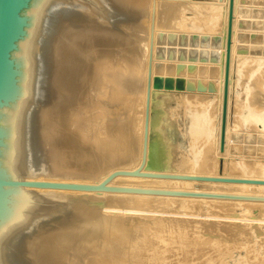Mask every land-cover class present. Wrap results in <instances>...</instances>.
Here are the masks:
<instances>
[{
	"label": "bare ground",
	"instance_id": "obj_1",
	"mask_svg": "<svg viewBox=\"0 0 264 264\" xmlns=\"http://www.w3.org/2000/svg\"><path fill=\"white\" fill-rule=\"evenodd\" d=\"M244 3L247 0H235L227 140L226 150L220 154L229 0H52L29 92L14 178L32 173L25 148L29 121L34 115L35 135L47 170L44 176L30 177L97 184L114 170L140 167L151 79L143 172L264 180L263 156L248 161L251 159L247 157L257 155L230 154L239 140L232 132H254L257 139L259 134L264 136V55H237L239 20L249 16ZM164 41L184 48L164 50L159 47ZM237 58L241 60L237 66L239 76L260 74L263 78L251 83L252 91L247 95L239 89L237 99L241 100L234 103L238 106L232 127L229 114ZM249 59L255 62L254 69H250ZM162 96L176 103L182 98L183 106L199 104L205 109L185 112L182 124L169 116L171 121L165 128ZM126 100L129 102L123 108L118 106ZM252 121L257 127L254 130L248 124ZM259 141L260 138V144ZM257 146L258 151L264 150ZM221 157L225 171L217 173V158ZM109 185L264 196V185L258 184L119 175ZM49 203H54L53 207L47 208ZM203 206L238 207L252 215V210L264 213V202L260 201L11 189L0 226V264H149L150 259L155 264H175L168 261L167 250H156L161 247H157L159 239H150L160 225L155 214H184L188 208L199 212ZM228 219L238 220L236 216ZM209 225L215 229L222 224ZM234 226L226 224V232L238 233ZM183 236L192 245L194 239Z\"/></svg>",
	"mask_w": 264,
	"mask_h": 264
},
{
	"label": "water",
	"instance_id": "obj_2",
	"mask_svg": "<svg viewBox=\"0 0 264 264\" xmlns=\"http://www.w3.org/2000/svg\"><path fill=\"white\" fill-rule=\"evenodd\" d=\"M51 3L52 0H0V226L11 189L38 188L85 192H131L264 202V196L125 188L109 185L110 181L119 175L264 185V180L143 172L149 127L151 79L148 82L147 91L144 159L140 167L135 170H114L107 178L97 184L40 181L36 177H30V174L34 176L41 174L38 167L46 162L40 152L41 149L35 135V125L33 124L35 115L32 114L34 116L29 121V135L27 134L25 148V156L32 173H29L28 176L14 178L29 92ZM234 11L235 0H229L219 133L220 154L225 152L227 140ZM245 136L247 143L258 140L253 133H248ZM237 137L240 140V137ZM259 142L264 144V137H261ZM240 151L242 149L239 145H233L230 149L231 154Z\"/></svg>",
	"mask_w": 264,
	"mask_h": 264
},
{
	"label": "rangeland",
	"instance_id": "obj_3",
	"mask_svg": "<svg viewBox=\"0 0 264 264\" xmlns=\"http://www.w3.org/2000/svg\"><path fill=\"white\" fill-rule=\"evenodd\" d=\"M199 1L204 2V1H208V0H199ZM249 4L251 7L249 6ZM243 8L246 12L248 11L249 16H248V18H245V17L242 18L241 17L239 20V29L240 30H239L238 40L241 43L239 41L237 43L238 44V51H239L237 55H239L241 57H245V56L251 57V55H252L251 58H255L257 56L263 57V55H264V53H263L264 52V50H263L264 49V45H263L264 44V36H263L264 35V15H263L264 14V0H253V1L247 0V3L246 4L244 3ZM188 15L191 16V14H188ZM254 25H255V27H254ZM244 27H245V29L241 30ZM253 27H254V29H253ZM260 29L263 32H261ZM251 30H253V31H251ZM249 40L251 41L252 44H249L250 43ZM254 43H255V45H254ZM260 43L262 45H258ZM159 47L163 48L164 50L165 49H171L173 51L174 50L178 51V50H180V48L181 49L184 48V46L180 47V46L173 45V44L168 45V44H166L165 41H164V43L160 44ZM248 53L250 56L248 55ZM238 59H240V58H237L234 61V92L232 94V104H231L230 114H229L230 115L229 116V123L231 124V126L232 125L235 126L234 124H236V120H235L236 114L235 113H236V109L238 106L236 104H238L237 102H239L241 100V98L237 99L239 97V94H238L239 89L243 95H247L248 92L250 93L252 91L250 88L251 83L254 84L255 81L261 82L262 78H263L262 75H260V74H256L255 76H252V77L250 75L248 77H244V75L239 76L240 75V69H239V67L237 68V66H240L239 64H240L241 60H238ZM237 60H238V62H237ZM247 61L249 63L250 69L251 68L254 69L255 62L252 61V59H249ZM249 61L250 62L252 61L251 62L252 65ZM242 72L244 74L245 70L244 71L242 70ZM236 86H238V87H236ZM248 96H249L248 98L252 100V97L250 95H248ZM183 100H182V98H179L178 103H176L175 100H171V97L162 96L160 101H161V105L164 109L163 121L164 120L167 121L165 124L163 123V125H165V128L169 127L168 121L170 119L171 120L177 119L182 124V121L186 120L185 112L187 113L190 111H194L195 108L198 109V111H202V109H205L204 107L200 106L199 104L197 105V107H199L200 110L194 104L192 107L191 106H183V105H181ZM235 100H238V101H235ZM128 102H129L128 100L123 101L122 103H119L118 106L122 107V106L126 105ZM234 103H236V104H234ZM176 110H178V113L176 112ZM195 111H197V110H195ZM171 112H172V114H170ZM169 116H170V119L168 118ZM248 124L250 125L251 129H253V130L257 128L254 125L253 121H252V123L249 122ZM244 129H245V126H244ZM241 132H243V131H240V132L234 131V132H232V134L235 133V134H237V136L240 137V140L237 143V145H239V147L241 149L242 148L243 149H242V151H240L238 153H232V154L230 153V154L231 155H241V154L245 155L246 154L247 156H251V155L252 156H254V155L258 156V157L257 156L256 157H247L246 158L247 160L251 159L248 161L256 160L257 158H259V156L264 157V150L258 151L259 148H258V146L256 147V144H257V145H261L263 147L262 149H264V144H262V142L259 144L257 142L258 140L254 141L253 143L251 142L252 144L247 143L246 141H244L245 137H246V136H244V134L246 135L250 132H244V134ZM251 133H254V132H251ZM261 137H264V136L259 134L258 139L259 138L261 139ZM243 138H244V140H243ZM243 142H244V144H243ZM255 142H256V144H255ZM256 149H257V151H256ZM182 158L184 160V157H181V159ZM217 159H218L219 164H220V165L218 164L219 166H218L217 170L218 169L219 170L217 171V173H223L225 171L224 165H223L224 158L221 157V158H217ZM45 165H46V162H45V164H41L38 167V169L41 170L40 173H42V174H37L38 176H44L45 175L43 173V172H45V170H44V167H46ZM52 205H54V203H52V204L49 203V205L46 204V207L47 208L53 207ZM204 207L205 206H203L202 209L200 208L199 212L197 209L188 208L189 210L182 212L184 214L176 213L174 211H169V212L168 211H162V212L155 214V216H157V219L159 220L160 225L157 227V229L153 233L152 237H150V239L154 240V242L156 239H159L157 247L158 246H161V247H159V248L156 247L157 248L156 250L159 251V250H161V248L167 250L166 255L167 256L170 255L168 261L171 260L172 263L176 262L175 264H177V262H178V264H264V229H263L264 228V224H263L264 223V216H263L264 213L261 214V212H257L258 213L257 214L256 212H254V210H252V211L250 210L253 213V215H252L251 213H246V212L242 211V209L238 208V207L223 208V209H219V208H215V207L208 209L207 207H205V208ZM205 210H207V211H205ZM207 212H209V213H207ZM238 212H239V214H238ZM240 212H242L244 214L241 213V215H240ZM185 213H187L188 215ZM196 213L198 215H196ZM199 213H200V216H199ZM193 214H194V216H193ZM209 214L211 216H214V215L218 216L219 215L218 216L219 218H214V217L210 218L211 216ZM247 214H249V215H247ZM207 215L210 217H207ZM256 215L258 216V218ZM229 216L230 217L236 216L238 218V220L232 221L231 219H228ZM166 219H170V220H166ZM209 221L212 223H217V224H222V225L220 227L214 229V228L210 227ZM193 224L198 225V227L192 228L191 225H193ZM226 224H235V226L233 228L238 229V233H236V234H232L233 232L227 233L226 229H225ZM236 225H238V226H236ZM182 229H185L186 231H182ZM183 234H186L187 236H190L194 239L193 240L194 242L192 243V245H189L190 243L188 242L187 238H185L183 236ZM160 240L162 242H160ZM195 244H197V245H195ZM165 246H167V247H165ZM196 249H198V251ZM191 251H193V252H191ZM192 253H194V254H192ZM227 255H228V258H226ZM173 258H175V259H173ZM179 258H180V260H179ZM172 259H173V261H172ZM150 263L155 264L152 262L151 259L149 260V264Z\"/></svg>",
	"mask_w": 264,
	"mask_h": 264
}]
</instances>
